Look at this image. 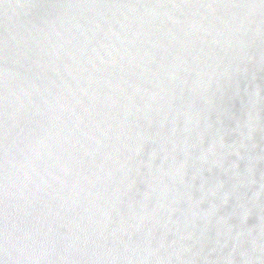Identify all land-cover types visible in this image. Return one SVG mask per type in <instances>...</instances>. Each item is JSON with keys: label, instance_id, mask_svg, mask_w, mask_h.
<instances>
[{"label": "water", "instance_id": "water-1", "mask_svg": "<svg viewBox=\"0 0 264 264\" xmlns=\"http://www.w3.org/2000/svg\"><path fill=\"white\" fill-rule=\"evenodd\" d=\"M0 264H264V0H0Z\"/></svg>", "mask_w": 264, "mask_h": 264}]
</instances>
